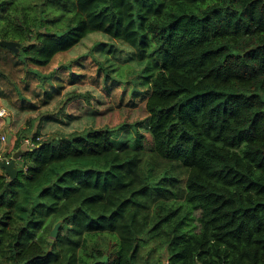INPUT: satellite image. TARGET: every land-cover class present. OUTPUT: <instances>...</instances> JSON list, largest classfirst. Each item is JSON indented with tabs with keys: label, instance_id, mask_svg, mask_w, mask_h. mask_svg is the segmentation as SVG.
Here are the masks:
<instances>
[{
	"label": "trees",
	"instance_id": "16d2710c",
	"mask_svg": "<svg viewBox=\"0 0 264 264\" xmlns=\"http://www.w3.org/2000/svg\"><path fill=\"white\" fill-rule=\"evenodd\" d=\"M24 2L0 0V40L45 99L0 86V155L22 151L0 172V264H264V0ZM83 55L130 103L67 86Z\"/></svg>",
	"mask_w": 264,
	"mask_h": 264
},
{
	"label": "rangeland",
	"instance_id": "374dc122",
	"mask_svg": "<svg viewBox=\"0 0 264 264\" xmlns=\"http://www.w3.org/2000/svg\"><path fill=\"white\" fill-rule=\"evenodd\" d=\"M24 3H28V0H25ZM113 45L117 46L121 50L122 57L120 56L121 57L120 61L113 59V57L111 58V61L114 63V67H112V69L114 68L116 70L117 69V65H119V68H118L117 72H120V74L124 78L128 79L131 76L130 72H132V70L135 69V66L131 63V61L133 60L132 59V55L130 54V51L126 50L127 47H125L124 45H121L118 42H113ZM91 46H92V41L85 42L79 48H77L78 46L75 47V48H77V50H75L73 53H69V54L66 53L67 55L65 57H63V58L66 61H70V60L73 59L74 56L76 57L79 54H82V53L84 54V53L88 52L90 50ZM104 51H105V49H104ZM97 53H98L97 51H94V56H96V58L98 60L102 61V59L98 57ZM105 56L106 57L107 56L111 57L110 53H106ZM84 57L87 58V60L84 63L85 67H87V69H85L83 67H80V69L82 71L81 76H85L84 83H83V81H81V82L79 81V80L82 79V77H80L78 79V81H79L78 83L71 84V85L67 84V86L70 87V88L71 87H78L79 89H81V91L86 90V89H90V90L93 89V93L94 94H98L99 93V94H101L104 97L106 95L107 98H109V100H111L113 102H116V104L117 103H122V104L125 105V104L130 103L128 96H130V91H131L130 87L132 85L130 84L129 85L130 87L124 93L123 91H124V89H125L127 84H125V83L124 84H120L119 82H115L113 84L114 87L111 88L112 92L109 95L106 92L107 91L106 89H107L108 86L106 85L107 86L106 87L105 84L103 83V81H99L100 85H97V84L93 83L96 80L95 79L93 81V79L97 76V72H96L97 63H95L93 60H91L88 55H85ZM59 60H61V58ZM105 64L107 65L108 63H105ZM30 68H32V67H30ZM38 70H40V69H38ZM0 72H2L7 77V79L12 82L11 83L7 79H4L2 76H0V86L3 89H5L6 91L10 90V92H12V94L14 95L15 100H18V95L14 91L15 87L12 86L13 83L16 84L17 88L20 91L19 93L22 94V96L27 101H31V102H34V103L36 102L37 106L43 107V103L42 102H44L45 98H42L40 96V94L39 95L37 94V96H35L36 95L35 92L38 93L37 90L41 91V89H40L41 86L39 85V81H37L36 78H32L31 77L33 79V81H32V79L25 74L26 73V69H24V65L21 63V60L19 58L17 59V57H16V55H14V53H11V50L7 49L6 51H4V48H0ZM100 74H103V73L101 72ZM112 74H114V73H112ZM139 85H140V81L138 80L137 81V87H139ZM67 86L65 84L64 89ZM55 87H57V85H55ZM110 87H108V89ZM101 88H105V90H101ZM45 89L49 91V88H45ZM144 91L145 90H142L138 94H140V93L143 94ZM123 93H124V95H123ZM134 102H138V103L141 102L140 95H138V97L134 100ZM7 113H8L7 116L1 117V118H3V120H5L4 128H3V130L1 129L2 132L0 130V135L3 134V136H4V143L5 144L3 146V149H6V145H7L6 144L7 143V134H5V132L7 130L11 131L10 130V126L8 125L6 119H7V117H9L10 121H11L12 116H11L10 112L7 111ZM50 125H52V124H50ZM56 125L57 126H55L54 128H51L52 127L51 126V127H48V129L46 131H41L40 132V138L44 139L46 136H48L51 133L54 134L56 132H63L64 131L63 124L60 123V124H56ZM11 132L14 133L15 131H11ZM31 135H32V133L29 135V137H31ZM130 136L134 137V139L137 140V135L136 134L130 133ZM23 142L25 143V141H23ZM23 147H24V145H23ZM15 152H17V151H15Z\"/></svg>",
	"mask_w": 264,
	"mask_h": 264
},
{
	"label": "water",
	"instance_id": "95a60500",
	"mask_svg": "<svg viewBox=\"0 0 264 264\" xmlns=\"http://www.w3.org/2000/svg\"><path fill=\"white\" fill-rule=\"evenodd\" d=\"M18 46L19 44L17 42L8 41V40H0V48H6L8 50H11L17 53L19 49ZM6 121L9 124L10 118L7 117ZM10 140H11V135L7 134V144L10 143ZM21 154H22V151L19 150L15 152L9 160L4 159L0 161V168L4 171L5 175H7L10 179H15L17 177L18 170L16 168V161L19 159ZM61 224H62V221H59L52 228L50 232V237L52 239L56 238Z\"/></svg>",
	"mask_w": 264,
	"mask_h": 264
},
{
	"label": "built area",
	"instance_id": "2783aa9c",
	"mask_svg": "<svg viewBox=\"0 0 264 264\" xmlns=\"http://www.w3.org/2000/svg\"><path fill=\"white\" fill-rule=\"evenodd\" d=\"M8 115V113H7V110L5 109V108H0V117H5V116H7ZM2 139L4 140V136L2 137ZM41 140V138L40 137H37L36 138V142H38V141H40ZM25 141V143H24V145H27V146H30V147H32L33 145H34V141H33V139H26V140H24ZM9 160V159H6V158H4V157H2L1 155H0V161H2V160Z\"/></svg>",
	"mask_w": 264,
	"mask_h": 264
},
{
	"label": "crops",
	"instance_id": "0c3cea01",
	"mask_svg": "<svg viewBox=\"0 0 264 264\" xmlns=\"http://www.w3.org/2000/svg\"><path fill=\"white\" fill-rule=\"evenodd\" d=\"M7 144V143H6ZM9 149L8 144L6 145V149H3L4 151H7ZM12 157V156H11ZM0 172H1V168H0Z\"/></svg>",
	"mask_w": 264,
	"mask_h": 264
},
{
	"label": "clouds",
	"instance_id": "9594fccd",
	"mask_svg": "<svg viewBox=\"0 0 264 264\" xmlns=\"http://www.w3.org/2000/svg\"><path fill=\"white\" fill-rule=\"evenodd\" d=\"M10 159V158H9Z\"/></svg>",
	"mask_w": 264,
	"mask_h": 264
}]
</instances>
